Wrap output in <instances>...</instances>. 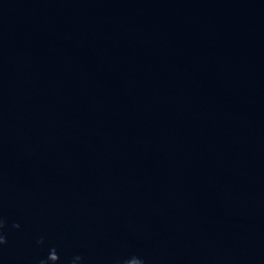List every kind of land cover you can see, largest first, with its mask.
<instances>
[{
	"label": "water",
	"instance_id": "obj_1",
	"mask_svg": "<svg viewBox=\"0 0 264 264\" xmlns=\"http://www.w3.org/2000/svg\"><path fill=\"white\" fill-rule=\"evenodd\" d=\"M0 264H264V0H0Z\"/></svg>",
	"mask_w": 264,
	"mask_h": 264
}]
</instances>
